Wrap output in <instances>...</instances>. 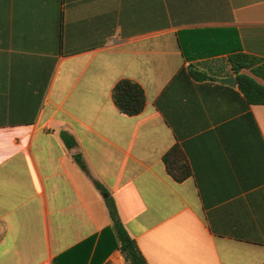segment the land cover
I'll list each match as a JSON object with an SVG mask.
<instances>
[{
	"label": "crops",
	"instance_id": "obj_1",
	"mask_svg": "<svg viewBox=\"0 0 264 264\" xmlns=\"http://www.w3.org/2000/svg\"><path fill=\"white\" fill-rule=\"evenodd\" d=\"M237 54L264 61V0H0V264H94L113 224L95 181L149 264H264V106Z\"/></svg>",
	"mask_w": 264,
	"mask_h": 264
},
{
	"label": "trees",
	"instance_id": "obj_2",
	"mask_svg": "<svg viewBox=\"0 0 264 264\" xmlns=\"http://www.w3.org/2000/svg\"><path fill=\"white\" fill-rule=\"evenodd\" d=\"M230 62L236 75L238 87L248 103L254 106H264V61L253 56L237 54L231 58ZM113 99L120 112L127 116H137L146 107L144 89L131 80H122L115 86ZM63 137L70 148L76 146L74 139L65 135ZM75 159L80 167L88 173L83 158L77 155ZM163 162L167 172L176 182H183L192 176V168L182 147L179 145L173 147L163 157ZM95 185L106 196V205L113 224L111 228L104 230L98 238L94 250V264L97 260L106 258L115 250L122 253L127 264H149L138 244L132 239L122 223L114 199L101 183L95 181ZM100 256H104V258Z\"/></svg>",
	"mask_w": 264,
	"mask_h": 264
},
{
	"label": "water",
	"instance_id": "obj_3",
	"mask_svg": "<svg viewBox=\"0 0 264 264\" xmlns=\"http://www.w3.org/2000/svg\"><path fill=\"white\" fill-rule=\"evenodd\" d=\"M223 83L231 85V86H236V80L235 79H227V80H222Z\"/></svg>",
	"mask_w": 264,
	"mask_h": 264
}]
</instances>
